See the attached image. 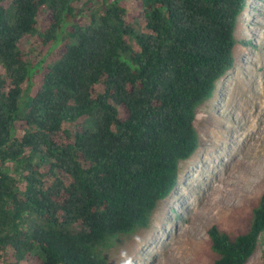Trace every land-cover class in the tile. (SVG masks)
I'll use <instances>...</instances> for the list:
<instances>
[{
    "label": "trees",
    "instance_id": "16d2710c",
    "mask_svg": "<svg viewBox=\"0 0 264 264\" xmlns=\"http://www.w3.org/2000/svg\"><path fill=\"white\" fill-rule=\"evenodd\" d=\"M132 1L140 21L123 0H0V264H108L199 148L249 0ZM263 232L264 193L246 231L210 228L214 264H245Z\"/></svg>",
    "mask_w": 264,
    "mask_h": 264
},
{
    "label": "rangeland",
    "instance_id": "374dc122",
    "mask_svg": "<svg viewBox=\"0 0 264 264\" xmlns=\"http://www.w3.org/2000/svg\"><path fill=\"white\" fill-rule=\"evenodd\" d=\"M123 1L128 18L140 21L133 1ZM69 26L70 21L60 36ZM237 37L234 68L199 108L200 146L181 161L178 186L160 202L148 228L114 240L108 264H214L210 228L218 225L232 235L248 229L264 193V0L248 1ZM59 46L46 51L35 38L24 44L37 60L49 62L58 60ZM32 73L26 83L29 96L40 83L39 69ZM22 264H41V259L34 256ZM245 264H264V232Z\"/></svg>",
    "mask_w": 264,
    "mask_h": 264
},
{
    "label": "bare ground",
    "instance_id": "6f19581e",
    "mask_svg": "<svg viewBox=\"0 0 264 264\" xmlns=\"http://www.w3.org/2000/svg\"><path fill=\"white\" fill-rule=\"evenodd\" d=\"M263 114V113H262ZM259 118V117H258ZM210 196V195H209Z\"/></svg>",
    "mask_w": 264,
    "mask_h": 264
}]
</instances>
